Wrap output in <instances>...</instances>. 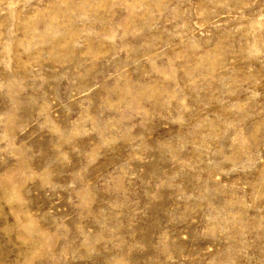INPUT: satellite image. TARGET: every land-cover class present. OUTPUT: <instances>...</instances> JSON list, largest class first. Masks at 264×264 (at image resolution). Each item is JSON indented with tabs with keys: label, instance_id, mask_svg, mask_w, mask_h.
Listing matches in <instances>:
<instances>
[{
	"label": "rangeland",
	"instance_id": "374dc122",
	"mask_svg": "<svg viewBox=\"0 0 264 264\" xmlns=\"http://www.w3.org/2000/svg\"><path fill=\"white\" fill-rule=\"evenodd\" d=\"M0 264H264V0H0Z\"/></svg>",
	"mask_w": 264,
	"mask_h": 264
}]
</instances>
